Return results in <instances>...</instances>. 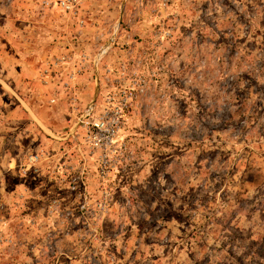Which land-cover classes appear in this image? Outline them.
Segmentation results:
<instances>
[{"label":"rangeland","instance_id":"obj_1","mask_svg":"<svg viewBox=\"0 0 264 264\" xmlns=\"http://www.w3.org/2000/svg\"><path fill=\"white\" fill-rule=\"evenodd\" d=\"M61 1L0 0V264H264V0Z\"/></svg>","mask_w":264,"mask_h":264},{"label":"built area","instance_id":"obj_2","mask_svg":"<svg viewBox=\"0 0 264 264\" xmlns=\"http://www.w3.org/2000/svg\"><path fill=\"white\" fill-rule=\"evenodd\" d=\"M74 2H75V0H64V1H61V6L65 7L66 9H69V7ZM105 125L106 124H104V122H102L101 119L97 120L96 123L94 124V126L98 132H100L103 129V127H105ZM107 133L109 134V131H107Z\"/></svg>","mask_w":264,"mask_h":264}]
</instances>
